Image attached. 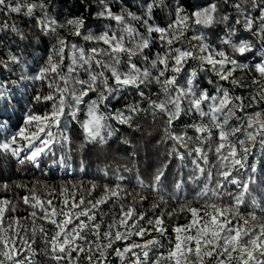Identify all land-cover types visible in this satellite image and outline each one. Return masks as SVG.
<instances>
[{"label":"trees","instance_id":"trees-1","mask_svg":"<svg viewBox=\"0 0 264 264\" xmlns=\"http://www.w3.org/2000/svg\"><path fill=\"white\" fill-rule=\"evenodd\" d=\"M30 5H34L31 14L28 13ZM15 7L21 10H10ZM213 7L212 21L207 24L198 22L202 15L198 17L197 13L203 14ZM115 16H121L123 20L117 21ZM178 16L187 17L186 24L177 29L168 28ZM262 17L264 0H5V5L0 6V144L9 143L10 148H0V200L10 202L4 205L3 226L19 221L14 227L26 240L33 239L31 230L35 220L34 264H68V261L57 262L51 258L50 246L45 244L39 228L43 226L50 238L56 231L55 226L39 218L43 215L39 208L33 209L22 202L21 198L31 196L33 189L35 195L45 201L51 199L57 208L62 206L66 197L71 204L73 198L78 200L83 196L85 207H90L89 200L104 199V203L92 210L96 220L90 222L101 225L100 240L97 241L101 246L108 243L103 233L114 219L117 226L111 229L113 240L117 230L122 234L127 231L118 223L121 207L125 211L134 209V215L127 223L132 225L135 222L147 231L142 237L133 234L126 240L115 241L111 249H105L104 264H134L136 257L131 253H125L122 261L114 254L115 249L122 250L127 245L144 244L148 240L159 242L150 246L149 260L160 253L166 254L171 247L169 241L174 242L177 235L173 229L189 224L192 219L187 209L196 208L202 215L203 205L210 198L218 205L238 209L240 216L248 219L249 227L259 231L264 225V146L260 144L259 135L255 141H248L247 133L255 134L260 127L259 121H264V72L260 70L264 68ZM70 19L83 22L80 35H75V26L66 24ZM41 21L44 24L55 21V32L42 28ZM149 26L168 29L167 39L161 40L158 32H149ZM127 27L134 30L132 35L124 31ZM181 31L183 35L169 44L168 39ZM105 35L118 38L123 35V47L129 51L112 52L111 46L100 39ZM60 39L67 42L62 62L54 51V48L59 49ZM141 39L148 41V47L139 51L137 44ZM242 43L250 46L244 53L236 50ZM72 45L85 53H90L93 48L102 50L103 54L96 59L116 67L121 73L128 72L129 64L134 63L141 72L148 69L152 77L163 66L152 68L151 62L157 54L167 56L168 70L161 80L175 76L176 82L168 86L167 92L154 79L151 83L141 84L138 89L118 88L110 68H101L94 62L91 68L73 64ZM202 48L207 51L202 52ZM177 50L191 51L193 57L186 58L181 71L174 73L171 67ZM129 52L137 54L129 59ZM219 52L235 59L239 65H225L224 72L235 69L226 80L218 75L219 65L214 70L211 64L201 59L210 53L214 59H220L215 55ZM75 55L78 58L79 54ZM49 57L59 64V71L42 75L41 70L49 67ZM113 57L118 58L119 63H115ZM70 68L74 71L70 72ZM101 71L112 91H106L98 82L97 91L90 92L76 103L72 94H80L81 86L77 81H87L90 73ZM61 76L67 78V85L61 82ZM57 86L66 87L64 112L56 122L49 121L46 131L40 133L42 139H49L48 131L53 134L54 143L49 145L51 150L46 149L47 154L39 156L36 162L25 160L21 164L20 159L30 155L28 141L17 137L13 144L11 138L21 128L26 129V135L37 130V122L25 124L29 115L44 116L52 112L54 105L59 107ZM177 89H183L185 95L180 101L179 117L169 126L167 114L155 109L153 104L166 103L177 95ZM101 92L107 99L98 103L96 115L105 117L101 121L104 126L100 128L99 136L92 138L84 125L90 119L91 101L97 100ZM140 92L144 93L143 97ZM225 92L230 103L222 112L216 113V123L221 124L229 135L227 141H221V128L213 126L210 106H218ZM49 95L55 99H43ZM202 95L215 98L202 101L201 110L207 113L203 116L193 103ZM133 106L138 109L136 112L130 111ZM168 108L175 110L171 104ZM118 113L130 117L129 121L122 123L116 119ZM226 114L227 124H224ZM201 127L207 131H197ZM233 129L240 131L232 134ZM169 133L184 137L187 147L170 139ZM237 140H245L244 146L250 149L243 168L233 166L230 161L222 162L221 154L215 152L219 143H235ZM33 144L39 145V139ZM197 147L203 149L207 162L197 156L194 151ZM17 148L23 149L19 156L12 153V149ZM227 152L225 147L222 154ZM197 164L204 169L203 172ZM223 170H231L227 179L219 175ZM209 172L212 173L211 179ZM244 184L248 185L247 190ZM106 189L110 191L106 192ZM113 191L116 196L112 195ZM205 191L208 195L202 196ZM213 191L218 197L212 196ZM236 197H242V202L237 204ZM33 210L37 211L36 218L30 216ZM140 215L144 218L139 219ZM157 218L163 221L159 226L154 223ZM80 219L87 222L86 217ZM148 220L153 224H148ZM241 222L233 218L234 224ZM158 227L166 229V234L157 231ZM24 228L28 229L26 233ZM137 230V227L130 229L132 233ZM84 234L89 241H96L91 228L85 229ZM185 234L180 233L182 237ZM97 243L92 244L94 261ZM76 244L88 247L83 240H77ZM133 251L139 254L141 261L144 260L143 249ZM89 254L85 251L77 257V253L72 252L73 264H88L85 257ZM160 264L172 262L161 259ZM205 264H215V257L206 259Z\"/></svg>","mask_w":264,"mask_h":264},{"label":"snow or ice","instance_id":"snow-or-ice-1","mask_svg":"<svg viewBox=\"0 0 264 264\" xmlns=\"http://www.w3.org/2000/svg\"><path fill=\"white\" fill-rule=\"evenodd\" d=\"M5 5V0H0V6ZM34 5H30L28 7V13L31 14ZM151 7V5L149 6ZM11 11L19 12L20 7L10 8ZM214 7L210 10H207L205 13L200 14L197 13L198 17L202 19H198V22L202 23H210L212 21L211 12L214 11ZM109 16L112 14L109 12ZM115 20L122 21L123 17L115 16ZM133 19H139L138 17H133ZM187 17H179L173 24H170L168 28L177 29L181 28L186 24ZM264 19V17H262ZM147 23V21H144ZM42 28L55 32L56 25L55 21H49L47 24H44L43 21L40 22ZM82 21L77 20H68L66 24L69 26H75L76 32L75 35H80V27L82 26ZM62 26V25H61ZM149 32H158L160 33L161 40L167 39L168 29L160 28V27H151L149 26ZM126 33L132 35L134 30L130 27L124 29ZM183 35L181 31L179 35H174L172 39H168V43L171 44L173 40L179 39L180 36ZM87 39H91V37H87ZM101 40L105 44L111 46L112 52H125L129 51L123 47V40L125 37L121 35L119 38L116 35L112 36H102ZM66 41L63 39L59 40V49L54 51L57 52V55L60 56V61L62 62L64 48L66 46ZM148 47V41L146 39H141L137 44V49L142 51L144 48ZM249 45L246 43H242L236 50L240 53H244L249 50ZM72 49L74 51L73 56V64L80 63L81 67L84 65H88L91 68L92 63L94 62L97 66L107 69L110 68L112 73V77L117 83L118 88L120 87H135L139 88L141 84L151 83L154 79L156 83L162 84L164 91H168V86L174 85L176 82V77L172 76L161 80V77H164L165 71L168 70V57H161L157 54V58L151 62L152 68H157L158 65H162L163 67L159 70L158 74L155 77H152L151 72L148 69H144L143 72L136 66L134 63L129 64V71L126 73H121L117 70L116 67H110L103 60L96 59L98 55H102V50H98L93 48L90 50V53H85L83 49H77L76 45H72ZM201 51H207L206 48H202ZM78 53L79 56L75 55ZM137 52H129V59H131L132 55H136ZM220 59H214L213 54H209L207 56L201 57L202 60L211 64L213 69H216V66L219 65L218 75H220L221 79H228L231 75L232 71L235 69H229L228 72H224L223 69L226 64L230 63L233 66H239L235 59L228 57L224 52L216 53ZM193 57V53L191 51H180L177 50V55L174 58V64L171 67V71L174 73H179L181 71V67L186 58ZM115 63H119V59L113 57ZM147 60V57H145ZM49 67L42 69L41 74L44 73H57L59 71V64L52 62V57H49ZM264 72V68L260 69ZM69 71H74V69L70 68ZM61 82L67 85V78L65 76L60 77ZM98 82L102 84L106 91H112L111 88L107 85V79L104 77V72L98 73H90L89 79L78 80L77 83L81 86L79 96L72 94L76 103H79L84 96H87L90 92L97 91ZM235 83V81H233ZM56 91L60 93L59 99V107L54 105L53 110L50 114H46L44 116L37 115H29L25 124H31L33 122H37V130L32 132L30 135H26V129L21 128L19 131L12 136L11 142L14 144L17 142V137L28 141L27 147L31 150L30 155H27L20 159V163H24L25 160H29L32 162H36L37 158L42 154H47L46 149L50 151L49 145L54 143L51 139L53 134L48 131L46 132L47 137L49 139L40 138V133H44L46 131V126L49 121L56 122L58 117L61 116L64 112L65 100H64V92L65 88H61L59 86L56 87ZM190 91V89H189ZM142 97L144 96L143 92L139 93ZM185 95L183 89H177V95L173 98L167 100L166 103L153 104V107L159 111L165 112L168 116V124L171 126L172 122L179 117L180 114V101L182 97ZM37 100L41 99V97H36ZM44 100H54L55 97L49 95L43 97ZM107 97L103 92L99 93L97 100L91 101V105L89 108V121L84 125L85 129L89 132L92 138L99 136L100 128L104 125L101 123L105 117L97 116V107L98 103H103ZM215 99L210 98L207 95H202L199 98L194 100V107L196 110L200 111V114L207 115V113L201 110V103L204 100ZM239 99V98H237ZM230 103L227 92H225L224 97L219 100L218 106L212 105L210 106V112L212 113V120L214 122L213 126L217 128H221L219 133V138L221 141H227V137L229 133L223 130L221 124L216 123L218 117L216 113L222 112L223 109ZM168 104H171L174 107V111L169 110ZM138 109L136 107H132L130 109L131 112H136ZM74 115V113H73ZM257 116L260 114L257 113ZM116 119H119L122 123H127L130 117H125L123 113H118ZM224 124H227V114L225 116ZM43 125V126H41ZM259 129L255 134L249 132L247 133L248 141H255L256 135L261 137L260 144L264 146V121H259ZM251 126V124H250ZM197 131L204 132L207 129L201 127L198 128ZM240 131V129H233L232 134ZM169 138L174 139L180 143V146L187 147V144L184 143V137L173 135L169 133ZM39 139V145L33 144L34 140ZM67 140V137L64 138ZM245 140H237L235 143H219L215 148V152L220 155V159L222 162L230 161L233 166L239 165L241 168L244 167V161L247 159V155L250 151L248 147H245ZM239 146V147H238ZM228 148V152L226 155L222 154V150ZM0 148L8 150L10 148L9 143L0 144ZM23 149H12L13 155L19 156L20 151ZM197 156L207 162V155L203 152L201 147H197L194 149ZM194 163H197L194 161ZM223 166V165H222ZM197 167L201 172L204 171L203 168ZM219 175L224 179H227L231 175V170H223L219 172ZM209 179H211L212 173H208ZM160 177L157 176L156 180L159 181ZM233 182H237L233 180ZM7 188V185L4 186ZM218 187H222V185L218 184ZM243 187L247 190L248 185L244 184ZM67 191V190H65ZM110 191L106 189V192ZM33 194L31 196L22 197V202L25 205H29L33 209L39 208V210L43 213L39 218L51 223L55 226L56 231L49 238L47 232L44 227L41 226L39 231L43 234L45 244L50 246V251L53 254L52 259L60 262L62 260H67L68 264H73L72 252L77 253V257L80 253H84L85 251L90 254L85 257L88 261V264H104V259H106L105 249H111L112 245L115 241L126 240L130 235H136L142 237L147 231L143 227H139L135 222L132 225H129L127 221L131 219L134 215V209L129 208L127 211L124 210L123 206L121 207V215L119 218V225L123 226L127 229L125 233H121L117 230L114 234L111 229L117 226V221L114 219L112 224L107 226L108 230L103 233V238L108 241V243L103 244L102 246L97 243L100 240V232L99 229L101 227L100 223H90L96 220L95 214L92 212L93 209L97 207V205L104 203V199L97 200L95 202L89 200L87 204L90 207H85L86 201L83 196H81L78 200L75 198L72 199L71 204L69 203V199L66 197L63 200L62 206L57 208L53 205V201L43 200L37 195H35V190H32ZM113 196H116V192H112ZM202 196H207L208 192L205 191L201 194ZM213 197H218V193L215 191L212 192ZM237 204L242 202V197H236ZM10 202L8 200H0V264H34V256L36 254V250L32 248V244L35 243V235H36V227L35 220H33L32 227V235L33 239L31 241L26 240L24 237L20 235V232L16 230L14 225H19V221H12L8 224L7 227L3 226V216L5 213L4 205H8ZM204 211L203 214H200V210L196 208H188L187 210L191 213L192 219L189 224L183 227H175L173 231L177 234L175 236V240L169 241L171 247L167 249V253H160L155 256L154 259L149 260V251L150 246L154 244H158L159 242L156 240H148L144 244H132L125 246L122 250L120 248L115 249V255L120 257L123 261L125 253H131L132 256L136 257L134 264H160L161 259H167L172 262V264H205L206 259H212L215 257V264H264V225H261L259 231L257 232L255 229L249 227V221L246 218L240 216L238 209H234L231 206H221L215 202H211V198L209 202H206L203 205ZM77 209H79L77 211ZM210 209V210H209ZM14 211L15 208L13 207ZM32 218L37 217V211L33 210L30 213ZM54 217H62V219L57 220ZM81 217H86L87 222L85 220L80 219ZM143 215H140L139 219H143ZM233 218H238L241 223H233ZM255 220V216L252 217ZM74 221H78V223H74ZM148 224H153L152 220L147 221ZM155 225L159 226L163 223L161 218H157L155 220ZM71 225V227H69ZM132 227H137L138 230L135 233H132L130 229ZM91 228L93 230V235L96 236V241H89L87 236L84 234V230ZM157 231H160L162 235L166 234V229L157 228ZM23 231L26 233L28 231L27 228H24ZM185 232L186 234L182 237L180 235L181 232ZM77 240H83L85 244L88 245L87 249L81 245L76 244ZM97 243V254H92V244ZM143 249V257L144 260L141 261L139 258V254L133 251V249ZM31 255H30V254ZM46 254V253H45ZM235 254V255H234ZM258 254V255H257Z\"/></svg>","mask_w":264,"mask_h":264}]
</instances>
